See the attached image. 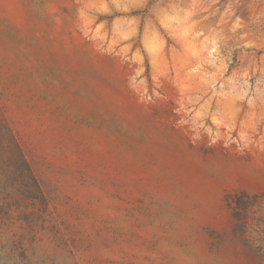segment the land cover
<instances>
[{"label":"rangeland","instance_id":"1","mask_svg":"<svg viewBox=\"0 0 264 264\" xmlns=\"http://www.w3.org/2000/svg\"><path fill=\"white\" fill-rule=\"evenodd\" d=\"M0 264H264V0H0Z\"/></svg>","mask_w":264,"mask_h":264},{"label":"trees","instance_id":"2","mask_svg":"<svg viewBox=\"0 0 264 264\" xmlns=\"http://www.w3.org/2000/svg\"><path fill=\"white\" fill-rule=\"evenodd\" d=\"M20 153V151H18Z\"/></svg>","mask_w":264,"mask_h":264}]
</instances>
